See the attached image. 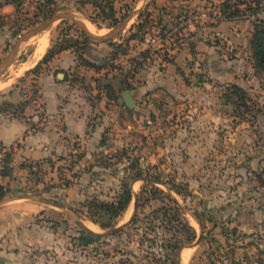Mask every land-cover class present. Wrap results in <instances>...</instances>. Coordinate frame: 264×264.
Instances as JSON below:
<instances>
[{
	"label": "rangeland",
	"instance_id": "obj_1",
	"mask_svg": "<svg viewBox=\"0 0 264 264\" xmlns=\"http://www.w3.org/2000/svg\"><path fill=\"white\" fill-rule=\"evenodd\" d=\"M15 1L20 3L19 14L5 20L0 18V23L7 22V28L0 33V123H8L12 115L25 118L28 107L40 109L39 103L33 102L39 91V83L34 80L39 81L45 64L53 57L41 60L28 72L17 70L16 66L33 52L39 33L32 34L30 45L21 55L9 52L18 40L27 39L56 14H69L70 17L58 19L44 30L50 49L58 51L72 46L84 60L87 47L98 43L89 38L87 29L114 45L119 44V38H125L116 56L110 59L108 70L111 71L117 62L141 57L133 55L138 50L131 52L132 44L142 48L139 28L132 31L137 36L132 44L128 40L132 33L122 35V28L128 21L126 16L135 6L133 2L132 6L128 3L127 8V4L123 7L115 0L117 23L110 18L113 11L107 0H53L48 12L46 0ZM185 1L158 0L160 7L170 10L171 16H166L163 22L167 31L183 16L190 18L193 11L217 13L221 9L224 18L225 0ZM228 2L239 8L240 15L222 18L219 22L249 19L256 24L264 19V0ZM41 6L45 11L40 12ZM52 11L54 14L50 16ZM192 22L194 26L187 31L188 36L194 28L198 33L207 32L209 40L217 41L214 32L205 29L218 22L212 24V19ZM170 44L171 41L168 46ZM166 48L152 54L160 69L164 68L161 60L168 52ZM175 56L176 53L168 58L172 62ZM252 56L255 73L245 88L236 90L192 71L186 81L189 92L183 96L162 94L150 107H141L136 113L125 111L109 137V154L96 158L91 165L84 163L78 153L71 161L69 158V162L60 159L70 156H61L54 163H47L46 169L37 164L33 170L32 165L17 160L15 146L0 144V184L8 190L3 199L12 195L18 197L16 203L31 200L49 203V209L38 214L36 222L51 221L54 229L58 227L57 220L66 222L60 234L67 237L66 250L69 252L61 256L55 253L56 248L53 251L36 248L34 264H264V68L256 64L253 50ZM143 63L140 61L135 78ZM111 78L131 82L120 76ZM111 154L115 161H110ZM7 166L11 172L5 177L3 172ZM46 174L50 179H46ZM136 174L142 177L132 179ZM69 178H78V181L68 186ZM123 184H130L134 193L129 211L114 219L102 213L99 221L116 224L113 228L102 229L86 213L88 205L96 201H115L116 191ZM155 187L163 192L150 191ZM169 196L178 202L180 209L176 210L175 205L169 203ZM69 206L81 214L70 215ZM163 206L171 211L172 221H165L164 212L159 211ZM135 215L138 220L133 224ZM65 217L71 222L64 221ZM79 217L93 225L92 232L96 234L91 236L92 232L83 229ZM186 222L195 231L192 239L190 232L182 229ZM80 237L85 238L81 239L84 242L78 241ZM165 238L181 241L180 249L188 248L184 259L176 256L174 259L171 251L170 257L160 255L164 248L160 240ZM88 239L94 244L91 251L81 247ZM19 262L27 264L26 259Z\"/></svg>",
	"mask_w": 264,
	"mask_h": 264
},
{
	"label": "crops",
	"instance_id": "obj_2",
	"mask_svg": "<svg viewBox=\"0 0 264 264\" xmlns=\"http://www.w3.org/2000/svg\"><path fill=\"white\" fill-rule=\"evenodd\" d=\"M117 2H121L123 7L127 4V8L128 3L130 6L132 2L135 5L126 16L128 21L122 28V35L127 32L131 34L136 24L145 16L149 15L153 22L162 23L166 16H171L170 10L168 12L160 7L158 0ZM185 3H189V0ZM20 9L21 7L12 0H0V18L3 20L19 14ZM6 28L7 22H1L0 33ZM192 30L190 36L176 50L174 61L164 64V68L160 69L152 57L144 61L141 71L129 83H123L122 79H113L106 74L110 59L116 52L115 46L108 40L91 43L84 51V60L80 59V54L74 47L60 51L45 64L46 68L38 77L39 81L34 80L39 83V91L35 93L33 102L39 103L40 109L37 106L33 109L28 107L25 118L12 115L8 123H0V144L15 146L17 160L32 165L33 170L37 164H40L39 168L46 169L47 163H54L61 156H70L60 159L69 162L68 159L71 161L78 153L84 163L91 165L96 162V158L109 154V137L120 124L125 111L136 113L141 107H150L155 98L162 94L183 96L189 92L186 81L192 71L201 73L205 79L210 77L213 82L226 83L227 86L237 85L245 88L251 82L255 73L251 45L255 31L254 21L223 20L206 28L205 30L214 32L218 42L209 40L207 32L202 34L194 28ZM42 37H46L44 31L37 35L33 52L16 66L17 70L28 72L34 69L48 53L50 46L47 37L48 46L45 52L40 56L37 53ZM31 40V37L18 40L9 53L21 55ZM124 40L125 38H119V44ZM134 41L136 40H130V43ZM114 42L116 43V40ZM132 48L131 52L139 51L133 54L135 56L143 52L145 46L142 44L141 48L132 44ZM106 86H109L111 91ZM110 157H113L110 161H115L113 154ZM75 173L72 171V174ZM45 177L50 179L49 174ZM59 179L60 182L63 181L62 178ZM69 180L68 186H73L75 183L72 181L77 183L78 178ZM17 199L18 197L11 195L0 202V264H20V259H26L27 264H34L36 248L51 251L56 248L55 253L66 255V251L69 252L66 250L68 240L65 234H60L66 222L57 220L58 227L55 229L51 221L41 220L38 223L36 216L47 211L49 203L33 200L16 203ZM67 210L70 215L81 214L73 206L67 207ZM64 221L71 222L66 217ZM80 222L83 229L88 233L92 232L86 221L80 218ZM93 233L96 234L92 232L91 236ZM81 239L85 238L80 237L78 241ZM93 245L92 239H88L86 245L81 247L91 251ZM188 251L187 247L180 249L178 258L184 259Z\"/></svg>",
	"mask_w": 264,
	"mask_h": 264
},
{
	"label": "trees",
	"instance_id": "obj_3",
	"mask_svg": "<svg viewBox=\"0 0 264 264\" xmlns=\"http://www.w3.org/2000/svg\"><path fill=\"white\" fill-rule=\"evenodd\" d=\"M12 2H15L20 7V3L18 1L12 0ZM107 2H108V5L110 6V10L113 11V14L111 15L110 18L113 20H116V22L119 23V20L117 17L118 12L115 11L116 8H114L115 0H107ZM52 4H54L53 0H46L45 6H46V8L48 7L47 8L48 10L46 12L51 11V5ZM232 8H234V4H230L228 2V0H225L223 2L224 17L226 19H232V18H235L238 15H240L239 8L235 7L233 10H232ZM39 10H40V12L45 11V8L43 9V7L41 6L39 8ZM229 10H231L230 14L227 13V11H229ZM53 14H54V11H52L50 13V16H52ZM151 22H152V20L150 19L149 15H148V16H145V18L142 21H140L136 25V27H138L139 32L143 34V32L146 30V28L148 27V25ZM133 39H137V36L135 35V33H132L131 36L128 38V40H133ZM112 45H114V44H112ZM121 45L122 44H115L114 45L116 48V51L120 47H122ZM251 45H252V50L254 53L255 61L257 62L256 64L258 66H262L264 68V19H259V22H257L255 24V31H254V35L252 38ZM71 47L72 46L62 47L58 51H56V50L54 51L51 48V49H49L48 53L44 56V58L42 60L48 61L50 58L54 57L60 51H62L64 49L71 48ZM116 53L117 52L114 53V57L116 56ZM139 55L141 57L142 56L147 57V54L144 52H141ZM80 58H82V57L80 56ZM232 87H234V89H236V90L240 89V87L237 85H233ZM106 88H108L111 91V88H109V86H106ZM10 172H11V168H9V166H7L3 172V176L7 177L8 175H10ZM140 177H142L141 174H136L135 176L132 177V179H138ZM7 191L8 190H7L6 186L0 184V200L4 198ZM150 191H153V193L163 192V190L158 188V187H155ZM144 192H145V189L142 191V193H144ZM133 196H134V193H133L132 188L130 187V184L129 185L123 184L118 195H117V197H116V199H115V201H113V202L96 201L93 204H91V202H90V205H88V210L86 213H88L91 220H93L95 223H99L102 229L113 228L116 224H114L112 222L110 223V222L99 221L103 215L102 213L109 214V217L111 219L118 218L128 209L130 203L133 200ZM168 201H169V203H172L171 205H175L174 207L176 208V210L180 209L178 202L172 196L168 197ZM138 207H140V204H138ZM159 211L164 212L165 221H167V220L172 221L173 220V216L170 213L171 211L169 210L168 207L163 206L162 208L159 209ZM77 212L79 213V211H77ZM93 217H98V219H94ZM137 220H138V216L135 215L134 220H133V224L136 223ZM182 229H185V230L190 232V238L191 239L194 237L193 234L195 235V231L192 228V226L189 225V223L186 222V224H183ZM98 239H100V237H98ZM160 242L164 247L159 252L160 255H162L164 257H170V255H171L170 253L172 252V255H174V259H175V256L178 257V252H179L180 248L183 246V243L181 241H178L176 239L175 240H169L168 238H165L164 240H160ZM174 262H175V260H174Z\"/></svg>",
	"mask_w": 264,
	"mask_h": 264
},
{
	"label": "built area",
	"instance_id": "obj_4",
	"mask_svg": "<svg viewBox=\"0 0 264 264\" xmlns=\"http://www.w3.org/2000/svg\"><path fill=\"white\" fill-rule=\"evenodd\" d=\"M218 11L217 13L215 11H193L190 18H188V16H183L170 31L165 29L163 23L159 21L152 22L142 34V44L145 46L143 52L147 54V57L142 56L130 58L125 62H117L115 67L111 71L108 70L106 74L110 76H120L131 81L139 69L140 61L150 60L152 54L157 51H165V47H167L166 50L169 53L166 52V55L167 53L168 55L162 58V64L164 65L171 62L168 57H171V54H175L176 50L184 43L186 37H188L187 31L191 29L190 27L194 26L192 20L212 19V24L217 23L223 18L221 9ZM169 41H171V44L168 46ZM1 157L2 155L0 154V158Z\"/></svg>",
	"mask_w": 264,
	"mask_h": 264
},
{
	"label": "water",
	"instance_id": "obj_5",
	"mask_svg": "<svg viewBox=\"0 0 264 264\" xmlns=\"http://www.w3.org/2000/svg\"><path fill=\"white\" fill-rule=\"evenodd\" d=\"M70 17L69 14H56L53 18H51L47 23H45L43 26H41L40 28L36 29L35 31H33V33H30L28 35L27 38L31 37L32 34H37V33H40L42 31H44L45 29H47L48 27H50L56 20L58 19H61V18H68ZM86 29V28H84ZM86 33L87 35L89 36V38L93 41H104L106 40L105 38H102V37H97V36H94L91 32H89L87 29H86Z\"/></svg>",
	"mask_w": 264,
	"mask_h": 264
},
{
	"label": "bare ground",
	"instance_id": "obj_6",
	"mask_svg": "<svg viewBox=\"0 0 264 264\" xmlns=\"http://www.w3.org/2000/svg\"><path fill=\"white\" fill-rule=\"evenodd\" d=\"M96 36V35H95ZM48 46V39L46 37H42L39 41V48H38V55L40 56L42 53L45 52ZM90 229L95 230L93 225H88Z\"/></svg>",
	"mask_w": 264,
	"mask_h": 264
}]
</instances>
